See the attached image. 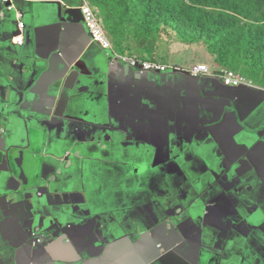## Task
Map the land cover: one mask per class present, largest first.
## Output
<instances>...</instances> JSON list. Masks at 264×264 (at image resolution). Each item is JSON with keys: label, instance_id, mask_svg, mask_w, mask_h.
<instances>
[{"label": "crops", "instance_id": "crops-1", "mask_svg": "<svg viewBox=\"0 0 264 264\" xmlns=\"http://www.w3.org/2000/svg\"><path fill=\"white\" fill-rule=\"evenodd\" d=\"M13 5L0 0V264H264V87L208 64L193 79L180 55L140 71L116 30L110 55L92 40L89 0Z\"/></svg>", "mask_w": 264, "mask_h": 264}, {"label": "rangeland", "instance_id": "rangeland-1", "mask_svg": "<svg viewBox=\"0 0 264 264\" xmlns=\"http://www.w3.org/2000/svg\"><path fill=\"white\" fill-rule=\"evenodd\" d=\"M89 1L92 2V0ZM99 1L100 7L96 5L94 7L101 14L100 19L103 26L108 30L109 28L116 30L113 33H115L117 44L120 43V47L125 48L126 45L129 47L124 49V51L121 50V52L125 53L120 54L121 56L127 58L138 56L141 60L150 59L132 48L131 42L136 40L137 43L135 41L134 46L136 44H141L145 47L153 46V50L158 56L165 54L164 57L159 58L164 59L166 62L155 59L158 62L168 65L171 63L173 56L178 57L180 55V58L191 59L193 62H199V65L208 64L216 69L233 70L243 76L248 82L264 87V30H252L253 34H255L253 38L252 35H249V30L243 31L245 26L238 24V31L228 37L222 35L218 39L216 38L217 30L211 25H206L209 29L202 27L198 29L186 25L178 16L166 22L162 11H156L151 6H148L149 0ZM187 2L194 4L189 0ZM263 2V0H257L259 6ZM199 7L204 8V5ZM139 25L142 28L148 27L145 30L146 34L142 35L143 31ZM248 35L249 38H247ZM245 38H247L246 42L240 44L239 41ZM216 41L221 43V45H214ZM115 50H117V47ZM173 50H176L175 54L171 53ZM108 54L110 55V52ZM110 154V160L115 163L118 162V164L123 163V160H121L122 148L117 147ZM103 158L105 156L101 154V159ZM129 166H135V171L143 178V170L138 168L139 164H130ZM128 176L129 180L133 181L135 178L134 171Z\"/></svg>", "mask_w": 264, "mask_h": 264}, {"label": "trees", "instance_id": "trees-1", "mask_svg": "<svg viewBox=\"0 0 264 264\" xmlns=\"http://www.w3.org/2000/svg\"><path fill=\"white\" fill-rule=\"evenodd\" d=\"M189 1L194 4H190L187 0H149L148 6H151L156 11H162L163 18L166 22L178 16L186 25L198 29L201 27L207 28L206 25H211L217 30L216 38L218 39L222 35L228 37L230 34L238 31V24L245 26L243 31L249 30V35H252L253 38L255 34H253L252 30H264V2L259 6L257 0ZM92 4L100 7L99 0H92ZM200 5H204V8L199 7ZM139 27L143 31L142 35L146 34L145 30L148 27L142 28L141 25ZM249 35L247 38H249ZM247 38L244 40L241 39L239 43L243 44ZM214 45L219 46L221 43L216 41ZM146 48L154 49L153 46H147Z\"/></svg>", "mask_w": 264, "mask_h": 264}, {"label": "built area", "instance_id": "built-area-1", "mask_svg": "<svg viewBox=\"0 0 264 264\" xmlns=\"http://www.w3.org/2000/svg\"><path fill=\"white\" fill-rule=\"evenodd\" d=\"M15 0H2L3 3V11L5 12H12L14 5L13 2ZM85 21L87 23V26L89 28L90 34L92 36V39L96 42H98L104 49L109 50L112 48V41L108 36V33L106 29L104 28L103 24L101 23L99 17L95 13V11L91 8V6L83 7L82 9ZM19 30L20 34L14 38V41L19 44L23 45L24 43V36L23 32L25 29L24 22L22 19V14H19ZM22 21V22H21ZM129 62L134 67H139L142 71H149L153 73L158 72H165L169 69V66L166 64H163L161 62L155 61V60H141L138 56L131 57L129 59ZM192 76H196L199 73H208L209 68L207 65H195L192 69H189ZM224 83L227 86H239L243 83H246L247 80L236 73L233 70H225L222 74ZM32 237L34 238L33 244L38 245L41 244L44 240L43 235L38 230H32Z\"/></svg>", "mask_w": 264, "mask_h": 264}, {"label": "clouds", "instance_id": "clouds-1", "mask_svg": "<svg viewBox=\"0 0 264 264\" xmlns=\"http://www.w3.org/2000/svg\"><path fill=\"white\" fill-rule=\"evenodd\" d=\"M91 6V8L95 11V13L97 14V16L99 17V19H100V16H101V14L100 13H98L97 11H96V9H95V7L94 6H92V5H90ZM82 13H83V11H82ZM84 15V14H83ZM100 21H101V23H102V20L100 19ZM84 22L86 23V21H85V17H84ZM87 24V23H86ZM88 27V26H87ZM105 29H106V31H107V28L106 27H104ZM88 31H89V28H88ZM89 33H90V31H89ZM91 35V34H90ZM91 38H92V36H91ZM93 40V39H92ZM94 41V40H93ZM106 50V49H105ZM111 50H112V48L111 49H109V50H106V51H108V52H111ZM120 58H126V60H127V62L130 64V62H129V59L130 58H127V57H124V56H121L120 55ZM148 60H155V59H153V58H150V59H148ZM155 61H157V60H155ZM164 64V63H163ZM167 65V64H166ZM133 66V65H132ZM169 66V65H168ZM134 67V66H133ZM136 68H138L140 71H142L139 67H136ZM170 68V67H169ZM168 70H170V69H168ZM167 70V71H168ZM143 72H149V71H143ZM166 72V71H165ZM149 73H151V74H154V75H156V74H158V73H163V72H158V73H153V72H149ZM191 73V72H190ZM197 76V75H196ZM196 76H194V77H196Z\"/></svg>", "mask_w": 264, "mask_h": 264}, {"label": "water", "instance_id": "water-1", "mask_svg": "<svg viewBox=\"0 0 264 264\" xmlns=\"http://www.w3.org/2000/svg\"><path fill=\"white\" fill-rule=\"evenodd\" d=\"M2 12H3V13H5V11H3V10H2ZM7 13H10V12H7ZM90 37H91V35H90ZM188 75H189V74H188ZM189 76H191V78H193V79H195V78H196V77L192 76V74H191V73H190V75H189ZM41 233H42V232H41ZM31 235H32V232H31ZM42 235H43V234H42Z\"/></svg>", "mask_w": 264, "mask_h": 264}, {"label": "flooded vegetation", "instance_id": "flooded-vegetation-1", "mask_svg": "<svg viewBox=\"0 0 264 264\" xmlns=\"http://www.w3.org/2000/svg\"><path fill=\"white\" fill-rule=\"evenodd\" d=\"M142 161H144V162H149L147 156H146V159H144V160H142Z\"/></svg>", "mask_w": 264, "mask_h": 264}]
</instances>
